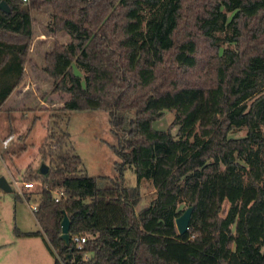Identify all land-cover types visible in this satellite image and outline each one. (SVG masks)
<instances>
[{"label":"trees","instance_id":"1","mask_svg":"<svg viewBox=\"0 0 264 264\" xmlns=\"http://www.w3.org/2000/svg\"><path fill=\"white\" fill-rule=\"evenodd\" d=\"M4 1L0 110L26 79L33 12L50 5L49 29L69 35L42 66L52 92L69 95L59 108L107 110L120 157L115 176L88 174L69 118L62 126L51 113L33 209L41 228L17 235L41 236L54 264H264V0ZM165 110L176 132L154 126ZM128 166L136 185L125 183ZM143 179L154 196L136 210ZM182 203L194 208L179 233Z\"/></svg>","mask_w":264,"mask_h":264},{"label":"rangeland","instance_id":"2","mask_svg":"<svg viewBox=\"0 0 264 264\" xmlns=\"http://www.w3.org/2000/svg\"><path fill=\"white\" fill-rule=\"evenodd\" d=\"M51 12L50 5L33 12L34 37L29 74L33 76L37 73L38 76L32 79L33 82L27 81L29 83L23 84V94L15 92L0 110V179L5 178L10 185V190L0 187V244H7L0 248V264L14 260L16 254L25 251H35L37 258L23 264H54L53 254L44 247L40 238L17 235V231L39 228L33 209L38 205L40 197L38 191L42 187L39 175L40 166L45 160L40 153V146L47 135L51 113L60 114L62 126L67 117L69 118L67 128L71 144L81 155L88 174L109 176L118 174L116 161L120 160V157L113 149L118 139L112 130L109 112L104 109L62 111L59 107L69 95L65 91L52 92L53 79L42 69L45 53L53 47L54 42L69 40L67 31L53 32L49 29ZM219 34L224 37L226 33L222 31ZM74 68L76 72L84 75L82 68L76 64ZM174 117V110H165L164 115L154 122V126L160 129L171 127V130L176 132L178 126L173 125ZM30 126L32 127L25 136ZM245 132L246 130L242 128L234 134L240 136ZM9 135L12 137L5 145L3 141ZM24 146L26 148H23ZM124 179L128 185L138 183L134 169L129 166L124 170ZM16 180L19 184L15 182ZM23 181L34 183L33 187L27 189L34 192L30 198L24 197L21 193ZM141 187L142 197L140 203L136 205V210L143 208L154 196V186L150 180L143 179ZM17 192H20V196H17ZM186 207L185 203L180 204V208ZM228 208L229 203L225 202L221 214L225 215Z\"/></svg>","mask_w":264,"mask_h":264},{"label":"water","instance_id":"3","mask_svg":"<svg viewBox=\"0 0 264 264\" xmlns=\"http://www.w3.org/2000/svg\"><path fill=\"white\" fill-rule=\"evenodd\" d=\"M0 8L3 9L6 12L10 11V6L6 1L0 2ZM48 165L44 162L40 166V173L41 174H47L48 173ZM0 187H2L5 190H10V185L7 182L5 178L0 179ZM193 205H189L185 208V210L176 217L175 222L179 233H184L189 227V222L191 219L192 211H193ZM228 210H226L225 215L227 214ZM62 234L61 237L65 240L66 243H70V218L66 212H64V217L62 219Z\"/></svg>","mask_w":264,"mask_h":264},{"label":"crops","instance_id":"4","mask_svg":"<svg viewBox=\"0 0 264 264\" xmlns=\"http://www.w3.org/2000/svg\"><path fill=\"white\" fill-rule=\"evenodd\" d=\"M33 46V45H32ZM35 64V63H34ZM35 68V67H34ZM29 63L27 64V66H26V79H25V81L21 84V85H19V86H17L11 93H10V95L7 97V99L5 100V101H8L12 96H13V94L15 93V92H17L19 95H21V94H23V92H24V88H22V86H23V84H27V83H29V82H33L32 81V79L34 78V77H37L38 75H37V73L36 74H34L33 76H31L30 74H29ZM35 72V71H34ZM45 72V71H44ZM36 75V76H35ZM42 77V76H41ZM35 80V79H34ZM27 81H29V82H27ZM36 81V80H35ZM5 103V102H4ZM140 209H142V208H139V210ZM39 224V223H38ZM39 226V228H37V229H40L41 227H40V225H38ZM37 229H35V230H37ZM27 231V230H26ZM29 231H32V230H29ZM18 236H21V237H25V236H28V237H35V238H40L41 239V241H42V244H44V247H46L47 249H48V247H47V245H46V243H45V241L43 240V238L41 237V236H38V235H32V236H29V235H18ZM2 246H7V244H0V248L2 247ZM32 258L33 259H35V258H37V254H36V252L34 251V252H30V251H25V252H22V253H18V254H16L15 256H14V260H11L10 262L9 261H7V262H3L2 264H23L24 262H29L30 260H32Z\"/></svg>","mask_w":264,"mask_h":264},{"label":"built area","instance_id":"5","mask_svg":"<svg viewBox=\"0 0 264 264\" xmlns=\"http://www.w3.org/2000/svg\"><path fill=\"white\" fill-rule=\"evenodd\" d=\"M25 1H28V0H25ZM11 137H12V135H9V137H7L6 139H4V144L6 145L7 144V142H9V140L11 139ZM17 184H19L18 183V181L16 180L15 181ZM22 188L20 189L21 190V193H22V191H23V189H28V188H31V187H33L34 186V183L33 182H26V181H23L22 182ZM59 197L57 196V199H58ZM36 208V207H35ZM73 241L74 242H76L79 246H81L82 245V243H84L85 241H86V236L85 235H76V236H74L73 237Z\"/></svg>","mask_w":264,"mask_h":264}]
</instances>
